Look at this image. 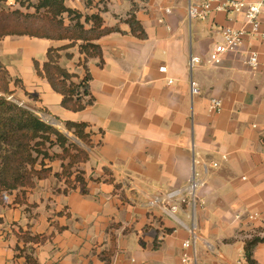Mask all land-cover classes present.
<instances>
[{
  "label": "crops",
  "instance_id": "obj_1",
  "mask_svg": "<svg viewBox=\"0 0 264 264\" xmlns=\"http://www.w3.org/2000/svg\"><path fill=\"white\" fill-rule=\"evenodd\" d=\"M64 4L83 14L85 30L95 28L85 16L97 15L101 29L115 30L92 41L102 50L86 63L93 104L65 109L63 96L36 72L34 60L43 66L48 49L69 40L18 37L9 42L5 66L21 80L14 89L24 104L86 125L89 158L73 188L54 176L62 169L53 163L49 177L0 204V264H29L28 258L36 264H181L188 240L194 264H248L246 242L264 238L263 222L245 218L264 211V67L251 69L245 60L254 51L264 63V41L247 38L239 52L213 65L209 56L221 29L243 27V14L190 20L189 0ZM81 44L59 51L61 67L78 76L75 83L85 75ZM192 57L200 64L191 67ZM193 81L200 88L195 96ZM213 99L222 102L219 113L210 107ZM193 179L199 182L194 201L187 192ZM177 190L179 197L170 198ZM252 252L264 264V240Z\"/></svg>",
  "mask_w": 264,
  "mask_h": 264
},
{
  "label": "trees",
  "instance_id": "obj_2",
  "mask_svg": "<svg viewBox=\"0 0 264 264\" xmlns=\"http://www.w3.org/2000/svg\"><path fill=\"white\" fill-rule=\"evenodd\" d=\"M20 1L23 4V0ZM40 8H48L47 24L43 22L36 23L27 21L30 17L22 12H0V40L11 37H30L38 39L51 40H69V45L61 48H49L47 52V61L41 64L34 60V66L37 74L40 77L46 78L53 90L63 96L62 106L70 111L78 112L84 110L87 106L93 104L94 98L90 92L89 83L91 75L88 71L86 63L93 57H102V50L100 46L93 44L92 41L98 37L109 34L114 29H101L103 20L100 16H85V21L93 20L95 24L94 32L92 29L85 30L84 25L80 23L83 17L77 10L68 8L64 4V0H39L37 10ZM64 16H67L73 24V29L66 26ZM132 31L135 33L138 27V22L135 21L132 15L128 20ZM63 27V28H62ZM63 30H62V29ZM79 29L80 32H77ZM65 31V32H63ZM96 31V33H95ZM138 36L143 38L144 32L141 31ZM79 41L80 52L85 55L84 68L85 75L80 79L79 83L73 81L78 78L76 74L68 72L60 65L62 55L59 51L66 50L75 46ZM67 58H72V55L67 54ZM21 80H13L9 70L5 64L0 60V194L6 191H15L19 188L34 186L33 177L38 179H45L52 174L51 168H44V170L37 171L36 165L38 158L34 157L37 153L36 142L38 139H47L48 133L54 128L44 122L32 110L20 105L19 103L9 99V96L16 93L13 86H19ZM83 89V93L79 90ZM87 97V100H84ZM66 128L69 131H74L75 135L79 137L86 145L91 147L89 136L85 134V124H76L74 122H65ZM56 131V130H55ZM58 137L66 141V137L60 132L56 131ZM40 152V151H39ZM82 159L78 162L82 164L89 158V152L83 149L79 150ZM62 171L55 173L54 176L58 179H66V184L71 189L74 182H82L83 179L79 172L73 177L76 172H67V166L62 165ZM45 173V175L43 174ZM34 243H42L46 237H32ZM263 239H252L246 242L245 257L248 264H258L253 258V247ZM29 264H36L33 258H28Z\"/></svg>",
  "mask_w": 264,
  "mask_h": 264
},
{
  "label": "built area",
  "instance_id": "obj_3",
  "mask_svg": "<svg viewBox=\"0 0 264 264\" xmlns=\"http://www.w3.org/2000/svg\"><path fill=\"white\" fill-rule=\"evenodd\" d=\"M213 13H241L244 16V26L241 28L226 26L221 29V41L211 51L209 63L213 65L220 64L226 54L239 52L247 38L264 41V20L261 19L264 16V0H189L188 17L190 20H206ZM200 62L201 59L199 57H192L190 65L193 67L195 64H200ZM245 63L251 69L264 67V63H261L258 53L254 51L246 52ZM160 71L166 72V67H161ZM199 93L200 88L193 81L191 84V94L195 96ZM210 107L214 113H219L222 109V102L213 99L211 100ZM198 186L199 182L195 179L191 180L187 186V192L193 201ZM180 194L181 191L177 190L172 192L169 197H179ZM180 200L181 202L186 201L184 197H180ZM176 209L177 206L175 205L171 208L172 211ZM241 217L242 215H237V218ZM245 218L249 222L261 221L264 224V211L262 213H248L245 215ZM191 246L192 242L190 240L183 243L184 250L181 264H194V256L188 252Z\"/></svg>",
  "mask_w": 264,
  "mask_h": 264
},
{
  "label": "rangeland",
  "instance_id": "obj_4",
  "mask_svg": "<svg viewBox=\"0 0 264 264\" xmlns=\"http://www.w3.org/2000/svg\"><path fill=\"white\" fill-rule=\"evenodd\" d=\"M76 3L81 2V0H74ZM24 5L20 1L16 0H0V12H8L11 14L12 12H22L25 15H28L29 19L27 21H32L36 23L43 22L44 24H47V14L49 13L48 8H40L39 10L36 9L39 5V0H23L22 1ZM49 16L50 13H49ZM65 24L66 26H69L71 30L73 29V24L74 22L71 23L70 20H68L67 16H64ZM63 28V27H62ZM61 28V29H62ZM63 30V29H62ZM77 32H80L79 29H75ZM65 32V31H63ZM24 38V37H22ZM15 41L19 40L18 36H11L8 38L2 39V46L0 49L3 51V57L5 62V65H9V42L10 41ZM16 87V86H15ZM19 87L21 88L22 85L19 84ZM12 89H14V86L12 84ZM80 93H83V89L79 90ZM23 93V92H22ZM25 96L27 94H24ZM22 98V97H21ZM32 98V97H31ZM9 99H12L13 101L19 103L20 105H23L24 107L32 110L37 116H39L42 120V115H45V119L43 120L46 122L48 125L52 126L54 128L53 131H50L47 135V139H38L36 142H39V145H37V153L35 152L34 157L38 158L37 165H36V170L41 171L44 170V168H51L52 169V164L57 163L60 164L61 169L63 166H67L66 170L67 172H76V170H79L80 164L78 163L82 159V155L79 153L80 149H83L85 151L90 150V146L86 145L79 137H77L74 133V131H69L66 128V123L61 121L60 119L56 118L55 116L49 114L48 112H44L43 110L36 109L33 107H30V104H24L21 99L16 96V94L9 96ZM33 101H37V97L33 96ZM84 100H87V97H84ZM55 121V124H52V122ZM60 132L63 134L67 139L64 141L62 138L58 137L56 134V131ZM68 133V135H67ZM71 137H75L79 142L82 144H78L76 141L72 140ZM40 151V152H39ZM53 172V169H52ZM45 175V173L43 172ZM38 180L36 176L33 177V184H35V181ZM32 186H26L24 188H19L15 191H22L30 189ZM14 192V191H13ZM13 192L11 191H6L0 194V204H2L6 198L12 194Z\"/></svg>",
  "mask_w": 264,
  "mask_h": 264
},
{
  "label": "water",
  "instance_id": "obj_5",
  "mask_svg": "<svg viewBox=\"0 0 264 264\" xmlns=\"http://www.w3.org/2000/svg\"><path fill=\"white\" fill-rule=\"evenodd\" d=\"M44 116H45V115H42V118H43V120H46ZM54 122H55V121H53L52 124H55ZM67 135H68V133H67ZM69 137H70L72 140L76 141L78 144H80V145L82 144V143L79 142L75 137H71L70 135H69Z\"/></svg>",
  "mask_w": 264,
  "mask_h": 264
}]
</instances>
